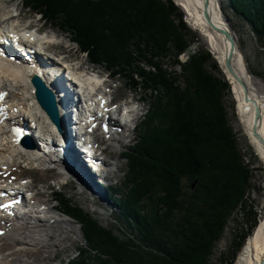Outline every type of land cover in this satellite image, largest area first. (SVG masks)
<instances>
[{
  "label": "trees",
  "instance_id": "trees-1",
  "mask_svg": "<svg viewBox=\"0 0 264 264\" xmlns=\"http://www.w3.org/2000/svg\"><path fill=\"white\" fill-rule=\"evenodd\" d=\"M23 3L45 23L53 19L55 26L69 32L92 64L105 66L134 89L152 88V82L154 92L162 91L168 100L164 106L163 97H155L137 143L124 154L125 187L107 192L140 243L121 240L67 201L63 211L80 225L85 245L60 264H213L210 258L217 243L241 211L245 222L217 263L235 264L258 223L250 195L253 162L244 160L230 125L224 99L231 85L208 50L192 53V43L201 42V37L188 27L184 12L174 0ZM228 5L264 41V0H229ZM171 46L179 66L177 57L190 52L181 68L194 80V92L181 91L176 76L156 63L170 54ZM147 58L145 71L139 63ZM145 198L151 200L148 210Z\"/></svg>",
  "mask_w": 264,
  "mask_h": 264
},
{
  "label": "rangeland",
  "instance_id": "rangeland-1",
  "mask_svg": "<svg viewBox=\"0 0 264 264\" xmlns=\"http://www.w3.org/2000/svg\"><path fill=\"white\" fill-rule=\"evenodd\" d=\"M23 1L24 0H0V16L2 14L8 15L6 16L8 17V19L6 20L7 22L5 21L4 22L5 24H3L4 26H10V27H16L22 29L26 27L27 28L34 27L35 25L42 29L41 33L55 34L58 37V39L61 38V41L57 43V47H53L54 53L57 52V54L61 53V55L68 56L69 61H73V64H75V66L80 65V67L85 66L86 68H88L89 66V69H92V73L99 71L100 75L102 74V72L105 75H107V73L105 72L106 70L105 66H98L94 64L92 65L88 56H86L87 53H82L80 51L81 49L79 44L73 41L72 35L69 32L63 31L57 26H55V24L53 23H55L56 21H54L53 19L49 20L46 23L43 20L39 21L40 16L39 17L36 16V13L27 9ZM219 1L221 2L223 6V10L227 14V18L229 19V22L239 39L240 48L245 57L247 70L253 78L254 86L256 88L255 90H257L261 95H264V41H260L255 35V33L252 31L249 24L244 22L237 15H235L234 11L230 9L228 5L229 0H219ZM175 2L177 1L175 0ZM179 8L181 11H183L180 5ZM18 14L20 15L15 18L14 15L17 16ZM59 17L62 18V16ZM188 27L193 31L197 32L193 27L190 26V24H188ZM200 37H201L200 38L201 42L192 43L191 45L192 53H194L195 51L197 52V50L200 48L208 50L209 48L208 44L206 43L202 35H200ZM38 38H40L39 35ZM44 41L47 42L48 40H44ZM172 47L173 46H171L169 49L170 54H168L166 58L160 59L156 63L163 65L164 67L162 69L165 70L168 74H172L174 77L176 76L178 87L181 91L190 88L191 91L194 92V89L196 88V85H194V80L191 78L190 73L184 72L183 69L181 68V65L188 61L190 52H185L184 54H181L180 56L177 57L179 59V62H181L179 66V64H177L175 57L176 49H171ZM121 54L122 53L116 56L120 57ZM214 59L216 61V58ZM143 60L145 61L142 62L143 64L139 63V67L143 68L145 71H148L149 70L148 65L150 64L149 63L150 59L148 60L147 58ZM102 65H107V63L103 62ZM219 68L221 69L222 67L219 66ZM215 74L217 77L221 78L222 73L220 75L218 72H215ZM117 79L118 81H116V83L115 81H113L114 87L117 86V89H115V93L117 95L113 94V96L117 99L120 97H134V96L142 99L143 104L140 106L143 108L144 110L143 113H146V115L153 106L156 96L161 98L163 97L162 103L164 106L168 101L167 98H165L164 94H162V91L154 92L153 90L154 86L152 82H151L152 88L142 86L140 88L134 89L129 84L128 80L124 79L123 77L117 76ZM3 81H0V85L2 88L12 93L11 97L14 95L17 96L18 102L22 101L19 103L23 104L24 106H27L28 108L29 106L30 107L33 106V105L31 106L32 101L30 100L31 99L30 84L28 85V87L21 86L19 88H13V87L11 88L9 87V85L10 84L13 85L12 82L9 84L7 80H3ZM227 81L229 82V80ZM7 84L9 85L7 86ZM20 90L21 92L22 90L23 92H27L26 96L21 94ZM224 102H225L224 104L226 110L228 112L230 125L237 139L238 148L240 149L241 153L244 155V160L247 163H249L251 160L253 162V165L251 166V168L254 170L253 178H252L253 188L250 192V195L253 198L255 202V206L257 208L258 200H256L255 198V192L260 193V187L258 185L264 176L261 171L262 166H260L259 160L257 159L256 156L257 154L255 155L254 150L248 144L247 139L244 136L243 128L240 124L238 104L232 92L230 93V95L225 97ZM37 114L42 116L40 123L43 124L44 123L43 118L45 117L41 113L37 112ZM141 125L139 126V129L137 130L136 134L134 135V139L133 140L130 139L131 142L128 143V147L126 148H124L121 143H117L116 141L110 142L107 139L101 140L104 141L103 144L104 147L107 149V156L112 158V159L109 158L105 159L106 167L108 169L110 168L113 169L111 170L112 172L110 174L106 175L108 179L107 180L108 184L104 182L106 187L108 188L125 187L126 179H127L126 171L128 169V165H127L128 162L126 158H124L125 156L123 157V159H119V160H116V157L118 156L119 152L123 153L129 150V148L135 146L139 138L138 135L140 133ZM143 132L145 133V130H143ZM10 139H11L10 135L6 134L5 139L3 141L0 140L1 149L5 152L4 158L6 160H12V162H14L12 164L15 165V167L13 166L14 169L13 171L19 170L20 174L21 175L23 174V177L25 176L26 181L29 180V178H32V181L36 186L38 193L40 194V200H50L51 205L55 206L57 210L62 212H64L63 211L65 206L64 202L70 201V203H72L73 206L79 207L81 210L90 214L99 223L101 228L106 230H112L113 233L121 240L131 238L134 243L136 244L140 243L138 240L139 238L137 233H135L133 228H130L128 224L121 218L120 213L116 209L117 207L115 206L113 200L110 199V197H108L109 198L108 199L105 196L106 199H103V201L102 199H97L94 196H92L89 192L84 193L85 191L82 190V187H79L78 184H75L73 182L64 185V187L62 188L61 186L59 187L61 183L62 184L66 183V180L64 178L62 179L58 178L55 172L50 173V172L42 171L36 161L34 162L27 160L29 156L21 152L20 150L19 151L22 153L20 155L18 152L17 153L11 152L13 151V148L11 147L13 143ZM251 154H254V158L251 157ZM31 162L34 164L31 165L28 164ZM18 163L21 166H19ZM36 167L39 169H36ZM92 174H93L92 176L95 178L94 180L95 183H98L99 182L98 175L94 173ZM57 180H59V185L56 182ZM52 183H54V186H52ZM101 193L102 195H106V192L104 190ZM155 196L157 200L159 197L158 192L155 193ZM150 201L145 198L144 201L145 203H143L145 204V208H147V210L150 209V205H151ZM52 215L54 216L55 214ZM56 218L49 216L46 221H42L37 227L36 226L27 227L25 229H21V231L20 229H17L15 226H13L16 232L14 233L13 231L12 233H14V235L17 238L24 241H28L29 244L26 245L25 247L24 245H20V243L18 242L9 241V243L10 244L12 243L13 244L12 246H14L16 249L25 247L28 248L29 251H31V255H28L26 257L25 256H21L19 258L15 257L16 259H19L17 262L22 261L21 264L24 263L25 264H60L62 261L67 262L69 259L77 255V249L85 245V240L83 238L80 225L75 220H73L75 223L74 224L75 229L68 230L67 228L62 226L61 223L55 222L54 220ZM244 222H245V217L243 216V212L237 211L233 215L232 219L229 221L228 226L223 234V237L217 243V246L214 249V252L210 258L213 264H217L221 254L223 252L228 251L229 246L234 240V235L237 234L239 230H241ZM0 224H1L0 226L3 225L2 223ZM30 232H32L33 235H35V238H37L36 240H32V242H30L31 241L30 238H27L31 235ZM25 238L28 240H25ZM38 238H40L41 240L43 239L44 242L42 244H39ZM2 256H0V258H2V260H0V263L8 264L4 261V257Z\"/></svg>",
  "mask_w": 264,
  "mask_h": 264
},
{
  "label": "bare ground",
  "instance_id": "bare-ground-1",
  "mask_svg": "<svg viewBox=\"0 0 264 264\" xmlns=\"http://www.w3.org/2000/svg\"><path fill=\"white\" fill-rule=\"evenodd\" d=\"M176 1H177L176 3H178V6L180 5L183 11L185 12L187 23L190 24L191 27H193L200 35L203 36L204 40L208 44L209 47L208 49L214 52L213 54L215 55L214 58H216V61L218 62L219 66L222 67L221 68L222 75L226 80H229L232 94L238 104L240 124L243 128L244 136L246 137L248 144L254 150L255 155L257 154L256 156L257 159L259 160L260 166H262L261 171L264 175V95H261L257 90H255L256 88L254 86L253 78L247 70L245 57L240 48L239 39L233 27L231 26L229 19L227 18V14L223 10V6L221 2L219 0H208L209 18H211V21L216 26H219L224 30H228L231 36L234 38L235 53L232 59V68L236 76H233L229 71L225 70L224 68V62L226 61V58L228 56L230 42L225 35L221 34L218 31H215L212 27L209 26L208 21L204 17L206 0H176ZM6 16L8 15L2 14L0 16V32L7 33L9 31L8 29H11V32L17 34L18 37L14 42L16 46L13 47L12 49L9 45H6L5 42H1L0 45L5 49H10L11 52L15 51L16 54H19L18 56L20 57L21 64L13 61L12 62L8 60L4 61L0 59V81L7 80L9 84L11 82L13 83V85L7 84V86L9 85V87L11 88L12 87L19 88L21 86L28 87L29 84L31 85L30 83L31 77L35 74L41 75L46 79V81L47 80L57 81L58 78L61 77L60 72L61 73L63 72L62 75H64V77L67 75V73L69 76L71 75L70 72L66 73L65 70L63 71L62 69L61 70L56 69V67L50 68L46 64L41 65L40 69L39 68L32 69L30 67H26L25 63H27L26 61L28 57L31 58L32 57L37 58V57L34 56V54L28 53L27 51L23 50L24 43L31 44L37 42L40 45L44 43L57 44L58 42L61 41V38L58 39V37L55 34H51V33L41 34L37 30L33 31L32 29L27 27L21 29L16 27L4 26L3 25L5 24L4 22L8 19V17ZM38 35L40 36V38H38ZM3 38L4 41H6L7 37H3ZM3 38L0 39V41H3ZM44 40H48V41L45 42ZM34 53L41 57H43L44 55L43 52H39V51L38 52L34 51ZM24 55H27V57L25 58ZM47 56L49 59H53L56 61V63L61 64L60 62L62 60L55 58L57 56H55L54 54L51 55L48 54ZM74 65L75 64L68 66L72 70V74H73L71 79H73L75 83H78L80 85V88L83 91V98L86 101V99L90 97L89 93H91L96 88H99L100 81H102L103 79L100 77L99 71L92 73V69L86 68L85 66L80 67V65H77V68H75ZM65 79L67 78L65 77ZM107 85L108 86H105V90H104L105 93L107 95H110L111 93V96L114 97L111 90L107 91V89L112 88V85L111 84H107ZM30 89H31V94L30 93L29 94L31 99L30 98L29 99L32 101L31 102V106L33 105L32 107L29 106L28 108L27 106H24L23 104L19 103L22 101L18 102L17 96L15 95L11 97L12 93L2 88L1 85H0V95H1L0 102L1 103L6 102L7 107L11 108V110L13 111L12 114H15L16 108H14V106H16L18 109H20L19 110L20 113L21 111L22 113H26V112L28 114L31 113L30 115L31 117H37L38 116L37 112L41 113L46 118L47 122L50 123L49 119L47 118L45 113L42 111V109L39 107V105L36 102L34 89L32 85ZM102 91L103 89H101V92ZM60 93L61 92H58L57 94L61 95ZM21 94L26 96L27 92H23L22 90ZM115 99L117 101L126 100V101H134V102L137 101L141 103L143 102L142 99L136 96L120 97L118 99L117 98ZM85 122L86 119L84 121L81 120V123L84 124ZM138 129L139 127H137L136 130L133 129L126 130L122 139L114 138V137H108L107 139L110 142H113V140L122 141L123 145H125L126 143L128 144L131 142L130 139L131 140L134 139V135L136 134ZM5 136L6 134H3L0 140L3 141L5 139ZM10 138H11L10 140L13 143V145L11 146L13 148V151L11 152H16V153L18 152L19 155L22 154L21 152H23L29 156L27 160L30 161H35L38 158V154H36L34 151L22 150L18 146L16 139L13 138L11 135ZM96 142L100 143V138H96ZM71 149H72L71 152L72 162L77 167L78 171L85 178V180L88 182L89 185L86 186L84 184H81V187L84 186L83 188H85V190L89 192L92 196H94L97 199H102L103 201V199L106 198L105 195H102L101 193L102 191L100 189L101 187L100 185H103L102 177L99 176V173L93 172L92 170L89 169V167L84 162V158L82 154L77 150V146L75 145V142L73 140L71 141ZM4 154L5 152L1 149L0 146V178L14 182L18 179L19 176H21L20 171L19 170L13 171L14 170L13 166L15 167V165L12 164L14 162H12V160H6L4 158L5 156ZM121 155L122 152H119L118 156L116 157V160L122 159ZM45 165H46L45 161L38 163L40 169ZM106 169L110 173L112 172L111 170H113L112 168L108 169L107 167ZM104 171L105 170L103 169L102 174L104 173ZM92 173L98 175L99 178L98 180L101 184L99 182L95 183L94 181L95 178L92 176L93 175ZM5 176H7L6 179L4 178ZM258 186L260 187V193L255 192V198L256 200H258L257 202L258 205L257 208L259 211L258 223L253 233L248 237L240 253L238 254V257L236 259V264H264V176ZM37 195L38 196L34 199V202L31 201L33 198L30 199L29 202H27V209H30L29 210L30 214L26 215L25 219L22 220H33L34 217H37L38 221H36L37 222L36 224L28 227H34V226L37 227L42 221H46L50 216L54 218L57 217L54 221L61 223V225L67 228L68 230L75 229L74 226L75 223L72 218L66 215H62L60 213H55L53 210H55L56 208L55 206L51 205L50 200H40V194L38 193V191H37ZM52 214L55 215L53 216ZM16 220H17L16 222H18L19 219ZM0 223H2V220H0ZM13 226L15 225L12 224L10 225L9 223L8 224L5 223L2 226H0V230H3V232H1L0 234V256L3 255L2 257H4V261L8 264H21L22 261L17 262L19 259H16L15 257L17 258L21 256L26 257L28 255H31V251H29L28 248H25L26 245L29 244L28 241L21 240L14 235L16 230H14ZM13 231L14 233H12ZM30 233L31 235L27 238H30L31 239L30 242H32V240H36L37 238H35V235H33L32 232ZM38 239H39V244H42L44 242L43 239L42 240L40 238ZM25 240L28 239L25 238ZM9 241L18 242L20 243V245H24L25 247L16 249L14 246H12L13 245L12 243L11 244L9 243ZM0 260H2V258H0Z\"/></svg>",
  "mask_w": 264,
  "mask_h": 264
},
{
  "label": "water",
  "instance_id": "water-1",
  "mask_svg": "<svg viewBox=\"0 0 264 264\" xmlns=\"http://www.w3.org/2000/svg\"><path fill=\"white\" fill-rule=\"evenodd\" d=\"M174 2H175V0H174ZM176 5H177V3H176ZM204 17L208 21V24L210 27H212L215 31L220 32L221 34L225 35L228 38V40L230 42V48H229V52H228V56L226 58V61L224 62V67H225V70L229 71L233 76H236V74L232 68V59H233V55L235 53L234 38L231 36V34L228 30H224V29L220 28L219 26H216L211 21V18H209V13H208V0H206V3H205ZM184 19L186 21V18H184ZM186 23H187V21H186ZM208 51L211 53V55L214 58V55L211 52V50L208 49ZM30 82H31V85L33 86L34 91H35L36 101H37L38 105L40 106V108L42 109V111L45 113V115L49 118L50 121H52L57 126H60L62 118L60 115V109H59V102L57 99V94L54 93L52 88L50 86H48V84L45 82V80L38 75H33ZM70 181L75 183V184H78V183L74 182L73 180H70ZM195 185L196 184L193 185V188L195 187ZM78 186L81 187V185H79V184H78ZM82 190H84L83 187H82ZM84 193H86V192H84Z\"/></svg>",
  "mask_w": 264,
  "mask_h": 264
}]
</instances>
